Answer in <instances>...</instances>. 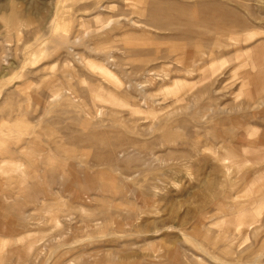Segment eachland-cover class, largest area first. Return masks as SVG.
Listing matches in <instances>:
<instances>
[{
  "label": "rangeland",
  "instance_id": "obj_1",
  "mask_svg": "<svg viewBox=\"0 0 264 264\" xmlns=\"http://www.w3.org/2000/svg\"><path fill=\"white\" fill-rule=\"evenodd\" d=\"M0 264H264V0H0Z\"/></svg>",
  "mask_w": 264,
  "mask_h": 264
}]
</instances>
